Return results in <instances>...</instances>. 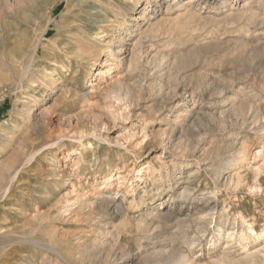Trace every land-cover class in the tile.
<instances>
[{"label": "rangeland", "instance_id": "374dc122", "mask_svg": "<svg viewBox=\"0 0 264 264\" xmlns=\"http://www.w3.org/2000/svg\"><path fill=\"white\" fill-rule=\"evenodd\" d=\"M0 264H264V0H0Z\"/></svg>", "mask_w": 264, "mask_h": 264}, {"label": "bare ground", "instance_id": "6f19581e", "mask_svg": "<svg viewBox=\"0 0 264 264\" xmlns=\"http://www.w3.org/2000/svg\"><path fill=\"white\" fill-rule=\"evenodd\" d=\"M66 1H67V0H66ZM198 1H199V2H200V1H203L204 4H208V3H210L211 0H198ZM69 2H70V1H68V3H69ZM192 2H193V1H192ZM196 2H197V1H196ZM148 5H149V8H150L151 3L149 2ZM146 9H147V8H146ZM68 27H69V26H68ZM68 27H67V28H68ZM48 29H49V25H48L47 29H45L44 32L47 33V32H48ZM157 29H158V28H157ZM98 30H100V28H99ZM93 35H95L96 37L99 36L98 33H93ZM43 37H45V35H43ZM82 37H83V36H82ZM104 37H105V36H104ZM102 38H103V37H102ZM104 39H105V38H104ZM118 39H119V38H118ZM148 39H149V38H148ZM122 40H123V38H122ZM121 42L123 43L124 41H121ZM146 42H147V41H146ZM139 43H140V42H139ZM75 44H76V42H75ZM136 44H137V43H136ZM60 45H63V46H64L65 44H60ZM70 45H72V44H71V41H70ZM76 45H78V44H76ZM63 46H62V47H63ZM63 48H64V47H63ZM74 48H75V47H74ZM64 49H65V48H64ZM120 49H122V48H120ZM39 50H40V49H39ZM65 50H66V49H65ZM67 50H68V49H67ZM109 50H110V49H109ZM34 51H38V47H35ZM80 51H81V49H79L78 55H80V56L82 55V56H83V53H82L83 51H82V52H80ZM70 52H71V51H70ZM84 52H85V51H84ZM33 53H34V52H33ZM70 54H71V53H70ZM74 57H75V56H74ZM82 58H84V57H82ZM117 58H119V54H118ZM30 67H31V66H30ZM25 71H27V70H25ZM62 71H63V70H62ZM25 74H26V72H25ZM29 114H30V113H29ZM243 155H244V154H243ZM100 195H101V193H99V195H98L99 198L101 197ZM103 202H104V203H105V202H112V200L108 198L107 200H105V201H103ZM104 203H103V204H104ZM98 206H99V204H98ZM98 206H97V207H98ZM226 211H227V210H226ZM224 213H225V211H224ZM227 222H228V221H227ZM225 234H226V233H225Z\"/></svg>", "mask_w": 264, "mask_h": 264}]
</instances>
